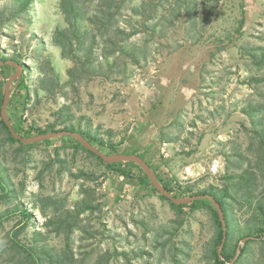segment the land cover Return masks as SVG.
Segmentation results:
<instances>
[{"label": "rangeland", "instance_id": "1", "mask_svg": "<svg viewBox=\"0 0 264 264\" xmlns=\"http://www.w3.org/2000/svg\"><path fill=\"white\" fill-rule=\"evenodd\" d=\"M147 1L136 3L144 2L146 11ZM59 2L32 0L18 11L15 0H0V59L25 63L21 79L28 85L25 105L17 85L12 92L11 124L46 132L73 126L111 143L114 151L99 147L104 153L143 154L177 197L217 189L227 175L243 170L245 165L233 166L232 154L234 145L244 149L253 142L250 104H264V64L248 53L264 47V0H152L151 22L142 12L139 32L130 39L140 48L139 63L122 59L113 70L74 85L65 83L72 62L53 42L55 29L66 26ZM149 23L155 27L147 29ZM14 70L0 67V97ZM49 71L56 77L45 90L40 78ZM0 176L17 190L16 198L0 201V217L24 203L34 217L28 235L47 232L57 248L65 237L45 225L52 208L34 204L35 197L52 196L71 209L82 198L100 202L99 210L76 218L69 239L76 264H94L106 250L110 264H214L218 226L210 208L172 204L92 153L72 148L63 136L21 145L0 126ZM248 215L245 208L233 209L227 254L235 255L246 236ZM20 219V213L3 218L0 244ZM251 262L264 264V243H249L234 264Z\"/></svg>", "mask_w": 264, "mask_h": 264}, {"label": "trees", "instance_id": "2", "mask_svg": "<svg viewBox=\"0 0 264 264\" xmlns=\"http://www.w3.org/2000/svg\"><path fill=\"white\" fill-rule=\"evenodd\" d=\"M31 1L32 0H15V7L20 11L30 4ZM176 1L179 3L183 0ZM147 2L149 6L148 9L144 11L142 10V6L144 7L145 3H136V0H60L59 6L61 13L64 15L66 26L55 29L53 42L61 48L62 56L72 62V65L66 70L68 76L65 82L66 85H74V83L101 74L106 68L113 70V68L117 67L118 63L125 58H128L132 63H139L140 48L136 43L130 41V39L139 32L138 26L140 21L138 17L142 12L147 14L145 15L147 21H150L153 16L152 11L155 5L152 4V0H148ZM120 16L124 18L125 26L122 25ZM145 27L149 29L150 27H155V25L154 23H149ZM248 53L256 64H264V47L257 46L253 48V50H249ZM14 60L17 61L16 59ZM19 63L23 64L24 68L26 67L23 62L20 61ZM123 64H125V62H123ZM53 77H56L54 71L44 72L43 76L40 78L42 88L49 90ZM16 88L20 94L18 97L20 98L19 101L21 105H25L28 98V85L24 78L19 81ZM12 97L13 93L9 104L11 103ZM2 98L3 95L0 97V126L6 130L11 141L23 145L21 141L11 136L7 125L1 117ZM250 106L253 108L246 112H248L252 120L253 127L249 132L252 134L251 139L253 142L244 149L237 144L234 145V153L232 154L235 162L233 166L240 169L243 165H245V167L242 168L243 170L241 172L227 175L221 187L199 193L212 194L222 206L227 228V238L223 248L224 259L219 256L217 251L223 238V226L216 207L206 198L191 202V204L205 205L210 208L217 223L218 233L215 238V249L213 253L214 264H226V262L230 261L234 256L233 254H227L225 252V247L231 232L230 217L235 207L239 210L245 208L249 213L248 217L244 220L246 224H250L245 234L246 236L254 237L246 241L240 256L245 253L249 243H264V104L252 103ZM255 113L258 114L257 119L253 117ZM10 121H12V119H10ZM12 125L14 129L23 136L46 132L37 127H29L23 131L21 130L20 121L17 122V124L12 123ZM63 129L80 131L98 148L104 146L113 150L111 143L94 134L88 133L82 129H76L73 126H68ZM63 138L69 140L72 148H81L92 153L72 136L66 135L63 136ZM46 141L48 140L36 143H43ZM36 143L28 144V146H33ZM92 154L100 161L104 162L99 156L94 153ZM139 155L144 157L143 154ZM124 163L139 168L140 173L135 174L127 167L122 168L121 164ZM149 165L153 168L151 164ZM106 166L114 171H118L124 177H133L137 179L140 184L150 186L152 189L156 190L142 168L133 162L106 163ZM154 171L156 172L155 169ZM156 174L164 187L171 192L172 189L167 187L163 178L157 172ZM0 185V201L6 202L13 197H17V190L13 184L2 176H0ZM90 191L91 194L96 192L94 189H90ZM93 194L92 196H94ZM95 199L97 198L93 197V201ZM34 200L35 201H32L33 203L35 202L34 204H40L44 208H52V216L45 222V225L53 226L51 230L55 234L64 235L66 240L65 246L57 248L50 245L47 241V232H43L42 230H35L33 234L29 236V221L34 220L32 211L29 210V207L24 203H17L14 208H7L1 213L0 218L2 219L0 220V224L3 218L7 219L9 216L18 213L21 214V219L14 225L15 227L5 236L3 242L0 244V258L4 255V258L0 260V264H76L77 259L75 258V252L69 244L70 235L73 233L74 227L76 226V218L83 211L99 210L100 202L92 203L88 198H82L75 201L73 203L74 209H71L70 207H66L65 201L56 200L52 196L41 198L37 195ZM172 204L175 203L172 202ZM86 258L87 256H85L80 263L86 261ZM111 258L112 254L106 250V252L102 253L101 256L96 259V263L94 264H110ZM250 264L253 263L251 262Z\"/></svg>", "mask_w": 264, "mask_h": 264}, {"label": "water", "instance_id": "3", "mask_svg": "<svg viewBox=\"0 0 264 264\" xmlns=\"http://www.w3.org/2000/svg\"><path fill=\"white\" fill-rule=\"evenodd\" d=\"M25 64V63H24ZM9 65L15 68L14 72L8 77V79L5 82L4 89H3V98L1 103V117L4 120L5 124L7 125L11 136L14 139H17L21 141L23 144L28 145L32 143H36L39 141L49 140L61 136H72L76 140H78L82 146H84L86 149L91 151L92 153L99 156L104 162L106 163H118V162H133L139 167L142 168L144 173L147 175L148 179L154 186V188L164 197L171 200V202L180 205L189 203L198 199L206 198L209 199L214 206L217 209L219 219L223 226V238L222 241L218 247V254L219 256L224 259L223 257V248L226 242L227 238V228H226V222H225V216L222 209L221 204L216 200V198L210 194V193H201V194H193L188 195L185 197H177L174 196L171 192H169L163 185V183L159 180L156 172L154 169L149 165V163L141 157L139 154L136 153H104L102 150H100L95 144L92 143L87 137H85L80 131H73L69 129H59V130H52L49 132H43L39 134H33L29 136H23L19 134L14 127L11 124V121L7 114V108L9 105V101L12 95V92L16 85L19 83L21 79V74L24 71V65L15 61L13 58H1L0 59V67ZM254 238L253 236H245L240 241L239 245L237 246L236 253L234 257L226 262V264H234L237 259L239 258L242 249L246 243L247 240Z\"/></svg>", "mask_w": 264, "mask_h": 264}]
</instances>
